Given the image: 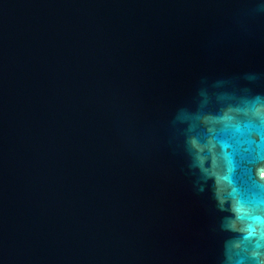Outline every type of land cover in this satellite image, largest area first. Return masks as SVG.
<instances>
[{
    "label": "water",
    "instance_id": "1",
    "mask_svg": "<svg viewBox=\"0 0 264 264\" xmlns=\"http://www.w3.org/2000/svg\"><path fill=\"white\" fill-rule=\"evenodd\" d=\"M264 259V0H0V264Z\"/></svg>",
    "mask_w": 264,
    "mask_h": 264
},
{
    "label": "clouds",
    "instance_id": "2",
    "mask_svg": "<svg viewBox=\"0 0 264 264\" xmlns=\"http://www.w3.org/2000/svg\"><path fill=\"white\" fill-rule=\"evenodd\" d=\"M255 264H264V259H261L259 256L255 259Z\"/></svg>",
    "mask_w": 264,
    "mask_h": 264
}]
</instances>
